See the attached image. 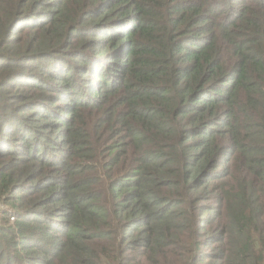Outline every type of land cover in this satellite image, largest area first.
I'll return each mask as SVG.
<instances>
[{"label":"trees","instance_id":"obj_1","mask_svg":"<svg viewBox=\"0 0 264 264\" xmlns=\"http://www.w3.org/2000/svg\"><path fill=\"white\" fill-rule=\"evenodd\" d=\"M0 216V264H264V0H0Z\"/></svg>","mask_w":264,"mask_h":264},{"label":"rangeland","instance_id":"obj_2","mask_svg":"<svg viewBox=\"0 0 264 264\" xmlns=\"http://www.w3.org/2000/svg\"><path fill=\"white\" fill-rule=\"evenodd\" d=\"M0 219H1V216H0ZM11 221V220H10ZM0 225H1V220H0Z\"/></svg>","mask_w":264,"mask_h":264}]
</instances>
